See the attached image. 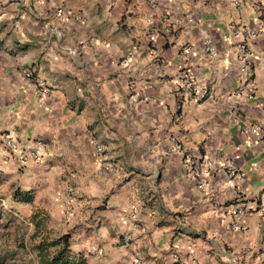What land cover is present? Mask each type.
<instances>
[{"label":"crops","instance_id":"0c3cea01","mask_svg":"<svg viewBox=\"0 0 264 264\" xmlns=\"http://www.w3.org/2000/svg\"><path fill=\"white\" fill-rule=\"evenodd\" d=\"M166 2L167 0H122V3L117 6L116 0H112V7L109 8L107 0H45L44 6L40 9L35 6L36 0H30V5H25L23 0H9L8 4H0V14L7 12L13 17L11 20L0 21V37H3V39H0V66L10 65L15 59L23 58L15 57V53L11 51L13 47L18 50L35 49L45 53L49 59L59 58L60 56L68 59L66 50L74 46L73 41L76 42V47L82 53L83 41L87 39L89 46H91L94 38L104 39L106 29L113 27V20L119 34V46L116 49L118 65H122L125 60L133 59L138 50L140 61L147 60L150 53L157 54L155 59L147 65L152 70L151 73L142 78L151 87L142 91L137 101L141 105V110L144 108L145 97L149 101L155 100L157 102L155 106L148 110L146 116H141L131 104L132 99L137 95L139 71L135 75L132 73L125 75L123 72L113 69L110 58L100 59L97 57V60L105 72L106 79L114 82L115 88L119 89L120 94L124 97L126 107L121 110L119 118L116 115L115 102L112 103L109 109L111 115L104 119V112L101 109L95 118V123L90 121V116L92 113H96L98 109L89 108L79 97L75 100H67L63 104L60 115L66 116L68 119L64 121L67 127L61 132V140L68 142L72 157L69 159L65 156H55L45 160V166L48 170L46 183L50 185H55L57 182L67 184L72 188V191L67 193V200L71 203L63 201L54 203L51 197L40 199L33 194V189L21 188L15 182H10L12 174L3 171H0V196L8 198L10 196L12 201L20 205H27L31 209L46 212L45 214L59 234L58 239L68 235V250L72 257L74 260H79V258L84 260L85 264H98L97 256L100 254H104L103 258L107 259L109 264H112V261H114V264H124V261H128L129 257H134L140 261V264H226L225 258L228 260L235 259L236 264H264V219L260 208H256L253 214L241 219V230L233 229L234 217L231 215L235 198L238 195L245 198V200H250L264 190V140L259 141V147L256 149L247 148L245 146L246 137L243 135L244 121L246 120L250 121L248 127L251 125L259 126L264 133V108L254 107V105L264 104V98L257 99L259 93H264V80H262V74L258 68L261 61L253 59L252 62V78L257 88L256 91L250 94L251 99L247 103H238L230 110L220 112L213 117V120L209 121V125L214 123L221 129L215 138L209 136L208 139L197 144L195 149L185 151L184 141L177 139L175 131L171 132L170 135L162 134L163 138L170 140L174 146L180 148L183 156L172 157L170 160L167 158L162 159L154 176L149 175L150 170H145L141 161L152 163L150 157L152 156V149L157 143L156 130L147 127L149 139L147 150L142 157L137 155V152L143 149H130L124 139L120 128L121 124L127 129L131 122L135 120L137 123L143 122L147 126L150 118L157 121L165 119L169 126L173 122L186 123L185 113L190 111L192 102L201 104V107L205 108L210 106L202 104L197 99L195 89H191L188 94L176 96L171 100V103L166 104L164 106L166 112H163V115H161L159 107L160 98L167 93V89L163 86L175 78L172 75L164 74L169 66L175 67L178 65V74L181 71H187L191 76H197L201 72L205 75L209 74L210 69L203 67L200 62L202 57H209L202 49L199 40L202 21L204 29L214 38L213 46L221 54L225 46L224 37L229 35V29L233 26L256 30L255 20L252 19L249 20L247 25L237 23L236 19L231 18L230 22L220 20V12L215 8V5L220 4L221 8H227V0H223V2L222 0H204V8L208 11L193 7L191 13L173 14L175 19L184 20V23L180 25L175 23L173 15H169L167 11H164ZM191 3L196 5L199 0H191ZM249 3L258 13L256 19L260 22L264 20V3L261 0H243L244 6ZM12 4H18L19 7L13 10L11 8ZM157 9L161 10L162 15L159 22L152 27L158 29L159 39L144 42L135 35L137 25L133 21L140 20L145 15H155ZM235 10L236 12H242L241 4H237ZM86 12L88 16H85ZM109 12L112 14V18L104 19ZM62 13L67 21H71V23L61 22ZM24 14H28L35 21V27H33L35 35L26 32L27 40L21 43L14 36V24L16 22L21 23L19 16ZM190 14L193 19L192 22H189L186 17ZM97 16L99 19L92 22L90 29L82 28L81 20L87 21L89 18ZM117 16L118 18H116ZM101 20H103V24H101ZM169 21L172 22L169 23ZM53 22L56 23L52 28L46 27L52 25ZM85 32L87 35H85ZM235 45L233 47H236ZM187 48L190 49V53L185 62L184 53ZM194 48L195 55L192 54ZM253 48L264 51V38L252 40L250 53ZM41 62L43 65L49 64V60L44 59L42 55L41 61L30 67L25 65V68L31 69L34 75L40 78L41 68L38 65ZM50 68L56 69L53 74L61 79L79 82V77L72 71V69L77 72L81 70L75 60L69 61L67 65L53 63L50 67H44V71L47 73ZM7 71L11 77L13 75L11 68H7ZM17 72H20L19 68ZM153 77H155V80H153ZM213 78L215 79V77ZM18 80L26 81L23 76L14 78L12 82L17 83ZM44 81L50 88V95L44 105L39 103L37 94L33 95L32 93L13 97L6 92L5 96L0 99V117H4L0 119V137L12 136L15 132L17 133L16 142L18 144L27 142L52 147L54 138L48 139L49 134L47 133L33 137L31 135L32 130L28 127L27 122L15 115L22 105L27 106L26 111L31 110L30 120L37 118V112L40 118H46L48 114L57 115L54 109L61 104V100L53 94L62 92L63 89L50 77L46 76ZM28 86L33 85L28 82ZM233 88L235 91L239 89L235 87V84H233ZM111 90L110 88L109 91ZM183 91L181 89V93ZM64 95L66 96L67 93L65 92ZM181 105L183 111L180 120L176 121V110ZM45 108L48 109V113H45ZM4 110H12L13 116L6 117ZM232 113H235V117L232 121H229ZM59 118L60 116H57V119ZM237 119L240 122L239 127L236 126ZM17 120L20 123H17ZM73 124H78L74 132L72 129ZM226 128L229 129L228 132L222 131ZM105 129H107V135H105ZM24 130L29 133L27 137L21 135ZM179 131L181 135L191 139V135L186 128H181ZM249 135L251 134L249 133ZM88 137L91 140L99 141L105 147V151L102 154L99 153L101 156L112 157L102 163L112 164L114 167L121 166L127 172V175L111 189L99 205L89 207L93 215L89 217L86 223L91 226V231L89 228H85L83 224H78L74 229L62 233L58 227L62 219L59 213L65 216L69 211L74 213L78 206H84L85 201L90 199L87 193L77 194L76 188L78 185L75 180L77 176H86L88 180L93 179V176L89 175L90 168L88 165L95 164L96 158L91 154L92 150ZM252 138L253 141L256 140L253 136ZM81 139L83 140L81 146L88 149L87 161H85V153H82L75 143ZM2 141L3 139H0V147H3ZM121 143L124 144L122 154H120L119 149L116 150L115 155L108 150L110 145ZM24 150L27 151V149ZM164 150L171 151L167 145H165ZM226 151L228 152V160L234 162L237 170L244 175V180L237 187L229 190L230 195L221 197L217 194V196L207 200V203H204L201 199V193L196 191V189H199L198 183L202 180L201 177L185 181L184 177L194 173H190L184 165L190 159L194 167L193 170L203 171L204 161L206 162V158L210 153L215 158L223 159ZM15 156L16 153L13 158ZM132 161H136V163H132ZM253 164L259 165L256 171H251ZM57 170H59V174ZM100 171L105 172L106 170L101 167ZM18 172L22 174L23 169H18ZM212 176L217 184L226 183L229 180L236 181V179H230L224 170L222 173L219 170L213 172ZM176 180H179L180 183L176 184ZM85 187H87L86 181ZM5 189L7 190L5 191ZM134 190H136L137 199L141 203V219L133 222L129 232H121L118 227L112 226L110 217L116 214L118 209L117 205L111 204L110 201L116 199L124 203L131 198ZM15 191L31 193L32 202L15 201L13 199ZM180 192H183V198L172 199V207H168L166 198H175ZM60 195L63 196L64 193L61 192ZM204 199H207V197H204ZM249 205L255 208L253 204ZM181 208L184 210H179ZM80 210L83 211L84 209L81 208ZM97 212L104 219V227L109 228L107 234L97 227L99 224V221L95 218ZM202 217H209V219L201 223ZM194 223L195 226H193ZM81 228H84V231L80 232L79 229ZM145 228L149 229L146 235L149 240L153 241L151 249L157 253L156 255H152L149 248L143 245L138 250L140 255H137V251L133 248V245L137 241L143 240L144 236H137L136 240L130 239L131 231H143ZM213 231L218 232L219 239L209 238L210 233ZM73 232H77L78 235L73 237ZM101 236L104 237V240L97 245V252H91L79 243L80 237L85 238L84 243L91 244L99 240ZM253 240L255 241L254 245L252 244ZM165 243L168 245L167 248H164ZM121 248L128 251L129 255L116 259ZM237 248L240 249L239 253H237ZM176 256L179 257V261H175L174 257Z\"/></svg>","mask_w":264,"mask_h":264},{"label":"clouds","instance_id":"9594fccd","mask_svg":"<svg viewBox=\"0 0 264 264\" xmlns=\"http://www.w3.org/2000/svg\"><path fill=\"white\" fill-rule=\"evenodd\" d=\"M223 2V0H222ZM264 3V0H261ZM9 0H0V4H8ZM25 5H30V0H23ZM45 0H36V8L40 9L44 6ZM108 7H112V0H107ZM122 3V0H116V5L119 6ZM228 7L221 8L220 4H216L215 8L220 12V20L230 22L231 19H236L237 23L242 25H247L249 20H255V29H248L249 44L252 40L264 38V23H261L256 19L258 13L252 7V4L249 3L247 6L243 5V0H227ZM241 4L243 11L236 12L235 6ZM19 7L18 4H12L11 8L13 10ZM193 7L203 9L204 0H199V3L193 5L191 0H167L164 4V11H167L169 15L178 14L180 12L191 13ZM162 12L160 9L156 10V14L145 15L142 19L133 21L137 25L136 36H138L142 41L147 42L149 40H158L159 34L158 29H154L152 26L156 25L159 22ZM85 16H88V13H85ZM242 17V19H241ZM112 14L109 12L104 19H111ZM118 18V16L116 17ZM5 19H13L7 12L0 14V21ZM61 22L67 21V18L64 17L63 13L61 14ZM99 19V17L89 18V20H81V26L84 29H90L92 22ZM173 20L177 25L183 24V19H175L173 15ZM187 20L191 22L192 15H188ZM71 23V21H67ZM103 24V20L100 21ZM172 21H169L171 23ZM56 22H53L52 25H47L46 27L52 28ZM32 25V27H30ZM194 26V25H193ZM211 27V24L209 25ZM35 27V21L31 19V16L24 14L21 17V23L15 25L14 36L21 43H24L27 40L26 32L32 33ZM39 31V29H37ZM151 32V34H150ZM232 30L229 29V35L224 37L225 46L224 51L221 53L217 52L215 46H211L213 42V37L206 31L203 27V21L200 26L199 40L202 41L205 45H209L211 56L201 58L202 66L209 68L210 72L208 75L203 74L202 72L197 76H189L187 79H182L179 72V66H169L164 74L172 75L175 78L170 82L165 84L163 87L167 89V93L164 94L159 100V107L161 109V115L163 112H166L165 105L171 103V100L176 96L186 95L190 90L195 87L197 93V99H199L202 104L210 105L209 107H201V104L192 102L190 111L185 113L187 117V122L176 123L173 122L169 126L168 122L165 119H160L159 121L155 119H148L147 126L143 122L137 123L135 120L131 122L127 129L124 128V125L121 124L120 128L122 129L124 139L127 142V145L130 149H143L137 152V155L144 156L145 151L147 150V142L149 139V134L147 127L154 128L156 130L157 143L156 146L152 149V156L150 159L152 163L142 160L143 168L145 170H150L149 175H155L156 169L161 164L162 159H171L172 157L183 156L179 147L173 145V143L163 138L162 134H169L173 131L177 133V139H182L185 144V151L189 149H195L196 145L201 141L206 140L209 136L215 138L216 134L221 131V129L215 125H209V121L213 120V117L220 112L225 110H230L236 104L247 103L251 99L250 93L256 91L257 85L250 84L249 87L245 88L244 84L248 76L251 75L252 69L249 67L248 62L251 60H258L261 63L258 65L260 73L262 74V80H264V51L253 48L251 54L245 53L243 48L233 47L237 42H243L245 40V28L241 27L238 34L233 36L231 34ZM85 35L87 33L85 32ZM3 39V37H0ZM84 48L83 52L80 53L78 47H76V42L73 41V47L67 49L68 59H65L63 56L59 58L49 59L45 53H41L35 49H24L18 50L12 48L11 51L15 53V57L22 59H15L10 65L0 66V99H2L6 92L10 93L13 97L20 94L32 93L36 95L35 86H28L27 81L18 80L17 83H13L12 80L16 77L30 76L32 73L25 68V65L29 67L33 64H37L38 61H41V56H44V59L49 60L48 65L39 64L41 68L39 72L41 83L44 82L45 77H50L55 80V82L61 85L63 89L62 92L54 93L53 96H58L61 100V104L57 105L54 109L57 115L48 114L46 118H40L39 113L37 112V118L35 120H30L29 117L32 115L31 110L26 111V105H22L19 108V111L15 115L21 117L25 122H27L28 127L32 130L31 135L36 137L37 135H43L45 133L49 134L48 139H53L52 147L34 145L32 143L25 142L24 144L15 143L17 139V133L13 132L11 137H8L7 140L10 142L13 151L16 153L15 158H13L8 152L4 150L3 147H0V171L5 173H11L10 182H15L18 187L21 188H31L33 189V194L40 199L46 197H51L53 202L63 201L66 203H71L67 200V193L72 191L67 184H62L57 182L55 185H50L46 183L47 180V168L45 166V160L50 159L55 156H65L67 158L72 157V151L68 146L66 140H61V132L67 127L64 123L68 117L60 115L62 112V106L67 100H75L77 97L82 99L89 108H97L96 113H92L90 116V121L95 123V118L99 114V111L102 109L104 112V119H107L111 113L109 111L112 103L115 102L117 109V118L120 117L121 110H123L126 105L124 104V97L120 94L119 89L115 88L114 82L108 81L105 76L104 70L101 68L100 63L97 60V57L100 59L110 58V61L113 65L114 70H119L125 75L132 73L133 75L139 71L140 78H138L137 83V95L131 101L132 106L141 116H146L147 112L152 106L156 105L155 100L149 101L147 97L143 102L144 108L141 110V105L137 103L140 97V93L151 85L147 84L143 77H146L151 73V69L147 67L151 63L157 54L150 53L147 60L140 61L139 50L134 54V58L127 60L122 65H118L116 49L119 46V34L115 28V22L113 20V27L106 29L105 38H94L91 42V46L87 39L83 41ZM48 51V50H45ZM35 53V54H32ZM192 54L195 55V48L192 50ZM75 60V63L81 69L76 71L72 69L74 74L79 77V82H75L69 79H61L59 76L54 75L56 69L50 68L49 72L44 71V67H50L51 64L55 63L56 65L65 64L67 65L69 61ZM94 65V67H93ZM11 68L12 76L10 77L7 71V68ZM20 69V72H17V69ZM215 77V79L213 78ZM155 80V77H153ZM235 84L236 88L240 89V92L237 93L233 88ZM112 89L109 91V89ZM209 89V92L206 93L205 89ZM183 89V93H181ZM226 89V91H225ZM127 91V89H125ZM67 93L65 96L64 93ZM207 96V99L204 97ZM106 98V99H105ZM264 98V93H259L257 99ZM43 103V102H41ZM254 107L264 108V104L254 105ZM45 113H48V109L45 108ZM183 111L182 105L177 107L175 120L179 121L181 112ZM6 117L13 116L12 110H4ZM57 116H60L57 119ZM235 117V113L229 117V121H232ZM4 117H0L3 119ZM126 119V118H125ZM17 123H20L17 120ZM239 120H236V126L239 127ZM250 121H244L245 131L243 135L246 137L245 146L247 148L256 149L259 147V137L262 135L259 128H248ZM78 124H73V132L77 129ZM231 127V124H230ZM186 128L191 135V139L180 134V129ZM222 131L228 132L229 129H223ZM249 132H252L257 139L253 141ZM131 133V134H129ZM21 135L27 137L29 135L27 130H24ZM105 135H107V129H105ZM0 139H5L0 137ZM90 148L92 150V155L96 158L95 164H89L90 172L89 175L93 176V179L88 180L86 176H77L75 180L77 182L76 192L77 194L87 193L90 199L85 201L84 206H78L77 210L73 213L71 211L65 216L62 213L59 215L62 217L59 223V230L63 232L70 231L76 227L78 224H83L85 228H89L91 231V226L86 222L89 217L93 215V212L89 210L90 206L99 205L103 201L104 197L108 195L112 188L120 183L121 180L125 178L127 172L121 166L114 167L112 164L102 163L112 157L110 156H101L99 153L105 151V147L99 143L97 140H91L88 137ZM76 146L80 149L82 153H85V161H87V152L88 149L83 148L81 145L83 140H78L75 142ZM165 145H167L171 151H165ZM124 144L119 145H110L108 150L116 154V150H120L122 154ZM24 149H27L25 151ZM235 151V149H233ZM35 152V154H34ZM136 163V161H132ZM103 167L106 171L101 172L100 168ZM185 168L189 169L191 173V160L189 159L188 163L184 165ZM224 167L233 168V164L228 160V152H225L223 159L215 158L211 153L203 167L202 173H197L201 175V185L196 191L201 193V199L204 203H207V200L212 199L214 196L219 194L221 197L230 195L231 189L237 187L241 182L242 178L237 177L236 181L233 182L229 180L224 183H215L212 173L219 170L220 173L223 172ZM259 167L257 164L252 165L251 171H256ZM18 169H23L22 174L18 172ZM58 174H59V170ZM196 174H190L189 176L184 177L185 181H191L195 178ZM85 181L87 182V187H85ZM176 184H179L180 181L176 180ZM59 189V191H57ZM7 189H5L6 191ZM251 191V189H249ZM63 192L64 195H60ZM207 197V199H204ZM183 192L175 198H166L167 206L172 207V199H182ZM39 202V201H38ZM111 204L117 205L116 214L110 217L112 221V226L118 227L121 232H129L132 228L133 222L141 219L140 209L141 203L137 199L136 190L132 192L131 198L126 202L122 203L119 200L113 199L110 201ZM3 207L5 210H11L13 207H22L20 205H14L9 196L8 200L3 202ZM84 210L81 211L80 209ZM175 210V209H174ZM179 210H184L183 208ZM95 218L99 221L97 227H99L103 233L107 234L109 228L104 227V219L101 217L100 213L97 212ZM209 219V217H202L201 223L204 220ZM227 219V218H226ZM195 226V223L193 224ZM149 229L145 228L143 231H131L130 239L136 240L137 236H144L143 240L137 241L133 245L134 250L137 251V255H140L139 248L143 245L144 247L149 248L152 255L157 253L151 249L153 244L152 240H149L146 233ZM0 231H3L0 229ZM80 232L84 231V228L79 229ZM77 232H73L72 236L76 237ZM210 239H219L218 232L213 231L209 235ZM83 237H80L79 243L82 247L87 248L91 252H97V245L103 242L104 237L101 236L99 240L92 242L91 244L84 243ZM2 243V242H0ZM255 241H252L254 245ZM59 247L60 245H55ZM167 243L164 244V248H167ZM207 247V246H204ZM239 248H237V253H239ZM38 253L28 250L27 253L21 252L20 256L8 257L5 259L4 264H28V261L35 260ZM104 254L97 256L98 264H109L107 259L103 258ZM129 253L124 248L119 249L116 259H121L124 256H128ZM226 264H236V260H228L225 258ZM114 264V261H112ZM124 264H140V261L136 260L134 257H129L128 261H124Z\"/></svg>","mask_w":264,"mask_h":264},{"label":"rangeland","instance_id":"374dc122","mask_svg":"<svg viewBox=\"0 0 264 264\" xmlns=\"http://www.w3.org/2000/svg\"><path fill=\"white\" fill-rule=\"evenodd\" d=\"M8 197L0 196V264L8 257L20 256L21 252L28 250L38 253L35 260L28 264H45L61 248L55 242L59 234L54 229L49 217L41 212L31 209L30 206L20 205L14 201L11 210H5L3 202Z\"/></svg>","mask_w":264,"mask_h":264},{"label":"built area","instance_id":"2783aa9c","mask_svg":"<svg viewBox=\"0 0 264 264\" xmlns=\"http://www.w3.org/2000/svg\"><path fill=\"white\" fill-rule=\"evenodd\" d=\"M22 16L23 15H20L19 16V20H21V17ZM186 17H188V16H186ZM192 21H193V19L191 20V22ZM17 23L18 22H16L14 24V27H15V25ZM261 23H264V20H262ZM240 28L241 27L233 26L231 28V30H232L231 34L233 36H235L236 34L239 33ZM254 31H256V30H254ZM244 35H245V40L243 42H237L235 46L236 47H239V48H243L244 51H245V53L251 54L250 53V44H249L248 29L247 28H245ZM201 46H202V49L204 50V52L210 57L211 56L210 47L213 46V43H212L211 46H209V45H205L201 41ZM189 53H190V49L187 48L185 50V53H184V61L185 62L187 61V58L189 56ZM126 61L127 60H125V62ZM252 62H253V60H251V61L248 62L249 67L251 69H252ZM28 71L31 72L32 74L30 76H24V78H25L26 81L30 82L33 86H35L38 101H39L40 104L44 105L47 102V99H48V97L50 95V88H49L48 84L45 81L43 83H41L40 78L38 76H35L34 73H33V71L31 69H28ZM179 75H180V77L182 79H187L189 76H191L187 71H181V73ZM252 75L253 74L251 72V75H249L248 78H247V80L245 81V84H244V87L245 88L249 87L250 84H254ZM192 89H195V87L193 86ZM205 92L208 93L209 92V89L206 88L205 89ZM236 92L239 93L240 92V89H238ZM253 92H251V93H253ZM204 98H207V96H205ZM41 102H43V103H41ZM248 128H259L260 129V132L262 133V135L259 137V141H263L264 140V133H263L262 129L259 126L251 125ZM244 131H245V129H244ZM249 133L254 138L257 139V137L252 132H249ZM8 137H11V136H6L5 139H3L2 146H3L4 150L6 152H8L13 157V155L15 154V152L13 151L10 142L7 140ZM15 143H17V142L15 141ZM38 145L39 146H43L41 144H38ZM102 153L103 152H101L100 154H102ZM34 154H35V152H34ZM229 161L233 164V168L224 167V169H223L225 171V173L228 175V177L230 179H237V177H241L242 180H244V175H242L237 170V167L235 166L234 162L231 161V160H229ZM204 164H205V161H204ZM193 168L194 167L191 164V172L194 173V174H196L195 175L196 178L197 177L200 178L201 175H199L197 173H202V171L193 170ZM201 182H202V180L199 181L198 188H200ZM249 204H253L255 206V208L252 207ZM258 207L262 211V216H263V219H264V190H262L259 194H257L256 197H254V198H252L250 200H245V198H243L242 196L238 195L235 198V201H234V204H233V209L231 211V215L234 217V221L232 223L233 229H235V230H241L242 229V225L240 223L241 219L243 217H245V216H248V215L253 214L254 211H255V209L258 208ZM174 258H175V261H179V257L176 256Z\"/></svg>","mask_w":264,"mask_h":264},{"label":"trees","instance_id":"16d2710c","mask_svg":"<svg viewBox=\"0 0 264 264\" xmlns=\"http://www.w3.org/2000/svg\"><path fill=\"white\" fill-rule=\"evenodd\" d=\"M13 199L17 202L22 203H31L32 202V195L31 193H23L19 191H15L13 194ZM55 244H62L59 251L45 264H85V261L80 259L74 260L70 251L68 250L69 247V236L64 235L60 239H58Z\"/></svg>","mask_w":264,"mask_h":264}]
</instances>
